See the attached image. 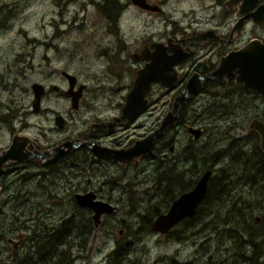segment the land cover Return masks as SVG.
<instances>
[{
    "label": "flooded vegetation",
    "instance_id": "af4514ba",
    "mask_svg": "<svg viewBox=\"0 0 264 264\" xmlns=\"http://www.w3.org/2000/svg\"><path fill=\"white\" fill-rule=\"evenodd\" d=\"M130 1L134 7L139 8L141 12H144L149 16L152 14H164V0L160 2L146 0L148 4L152 5V7L158 8L155 10L140 8L135 5L132 0ZM228 1L229 0H213L215 5L220 7L218 15L220 20L214 25H206L205 22L202 26V22H198V20H192L186 25H180L177 21L169 18L162 30L151 32L144 37H137V44L134 48L127 46L126 42L122 45L123 51L120 56L123 64L122 69L124 73H132L133 79L136 71L145 67L146 64L151 63L149 58L150 56L159 55L167 58L170 57L173 60L178 61L173 66L178 76L174 85L171 88H165L160 83H153L151 91L147 94L149 105L145 110L138 113L137 116H135V118L129 123L122 116L121 108L124 104L125 95L131 87L126 91L124 97L119 99L117 102L112 103V100L109 99L106 104L99 107L96 100L91 97L105 95L106 93L97 92H102V89L91 90L87 84L80 82L77 75L71 73L67 69H56L55 72H57V74L55 75H57V82L49 84L41 81L32 82L29 84V87H23L20 89V96L13 95L6 102H3L0 98V153L7 150L14 143L16 156H22L25 158L23 160H9L3 162L1 165L0 216L4 214L3 208L8 207L9 210L14 208L13 205L15 204L14 202H16L15 197L20 196L22 187L24 189H28L29 195L40 197L42 200L47 199L52 203H59L61 207L65 205L72 206L73 202L76 201L74 198L75 193L93 192L95 195V201L104 202L113 207V211L110 214L102 213L101 217L111 216L116 211L117 207L124 202L125 193L136 186L131 184L129 180L126 181L128 171H135L136 176L139 175V173H142L141 166L143 163H156L157 168H159L156 183L159 185H161V183L166 184V194L163 202H169V204H167L165 212L159 213L158 209H155L154 212H156V215L153 216L154 219L148 218L146 223L143 221L144 217H140L138 227H135L136 231L133 232V234L138 235L146 230L152 231V222L156 219V217L161 213H166L171 204L181 194L190 191L195 186L201 175L207 170L212 171L208 180L209 183L214 176V167L203 170V173L196 180V182L194 184L192 183L193 185L189 186V183H185L184 175L187 172V169H185L184 166H186V162L189 159V149H193L198 154L200 152H197V148H194V144L189 143V145H187L181 143L180 145H177V142H180L177 135L178 133L171 135V132L178 127L183 130L188 139L192 138L195 143L201 142L205 133L209 131V126L214 128L218 122L222 121L218 118L220 115L215 113L209 123L202 124V121L199 120V116L190 118L188 117L187 112H191L192 108L198 105L199 102H201L199 104L205 105V102L202 101V99L207 98L209 95L213 97V101L208 108H213L216 112L220 108L225 109V111H232L231 105H238L235 102L236 100L239 101L241 108L245 103L244 99L246 96L252 97L249 101L250 107H254L253 109L262 110L264 112V104L262 103L261 105H256L253 101V97L257 96L264 102V94L247 90L241 83H237L235 79L229 80L227 76H223L221 78H215V76H213L212 78L200 80L201 89L197 94L185 100L184 107L178 108L179 112L175 124L168 126L163 131L162 136L154 139L152 151L155 153V158L137 155L129 162L101 160L96 156H93L89 145L92 144V146H102L112 150H121L132 146L136 141L141 140L159 127L164 115L173 107L174 98L184 88L188 79L193 77L195 74L202 77L214 72L222 57L232 51L244 47L250 41L257 40L259 43H264V19L260 20L257 15V13L264 8V0H257L252 5L250 4L252 7L250 5L248 6V3L246 2L245 7H247V9L241 13L239 10L240 6L243 5L242 0H239L234 4H228ZM121 4H123L122 0ZM123 5H125L123 9L125 10L128 6H130L129 0L125 1ZM115 14V18L118 17L119 11L115 12ZM232 15L235 17L234 19L230 18ZM245 15H249V18H245ZM215 17V14L211 16V18ZM240 20L242 21V25L239 27L238 25ZM255 20H258L260 23H256ZM220 25H227L226 29H220ZM115 34H119L118 29ZM141 39L143 40L139 43L138 41ZM14 57L16 61H21L20 55L16 54ZM24 69L25 68L20 69L19 73H23L25 76ZM66 74H70L75 77L73 87H70V82ZM3 78L8 83V76L1 77L0 90L2 92H6L7 87L9 89L12 87V84L8 83L7 86V83L3 82ZM60 78L61 81L65 82L64 85L59 84ZM34 83H38L43 86V92L40 97V104L37 112L33 111L32 107V84ZM79 87H81V92L78 91ZM154 90L160 98L162 97V100H165L163 101L164 103L162 106L165 107L166 112L164 111L165 113H163L160 117H157L155 125H153V127L145 134L142 135L139 133L136 135L132 132L128 133L127 130L136 129V126H134L135 123H137L143 113L149 109L151 105L155 104V101L150 103L148 98V95ZM75 94L79 95V97L77 106L74 107L72 103V96ZM51 96H55V99L66 102L65 108L59 110L50 106H45L44 103L46 99ZM218 96H220V102L217 99ZM83 103L88 105V108L85 111H82V109L85 108ZM183 112L186 114L184 118L182 117ZM75 113L78 114L75 115ZM32 114L34 116L42 115L47 117V119H44L43 123L39 121V124H37L36 127L47 128V131L46 129L45 131H40L39 129L37 133H33V127L29 125V118ZM74 118H76V120H73ZM252 119H258L264 122V115L255 114L251 117L250 122ZM191 120L194 122L191 123ZM70 121L76 122L79 128L76 123H72V125L76 127L68 129L67 127L70 125ZM249 124L248 131L255 132L249 128ZM190 128L193 130H199L200 135L196 138L195 135L189 131ZM49 134L51 135V138L49 137ZM58 154L60 155L57 156ZM89 158L91 160V165L93 164V169L81 173L79 177L77 175L74 176V178L72 177V182H70V173L72 172L71 174L73 175V172H76L78 168V171H81V163ZM164 165L165 167H163ZM181 166H183V168H181ZM102 167H104V171L108 167H113L117 170L115 172L118 173H107L106 175L102 170ZM162 169H164V171ZM121 170L122 172H120ZM191 170H194L192 166ZM64 173H67V175ZM85 175L89 184L82 189L78 185V180L83 178ZM170 175H172L171 178L178 181L177 184L172 186L170 183L171 181L167 178V176L169 177ZM62 176H65L67 182L69 181V183L68 186L63 184V189H58L53 185L55 184V181ZM91 178L98 180L97 184L99 187H95V183L91 180ZM181 183L183 184L180 186ZM209 187H212V184L207 186L205 196L196 207L195 214L193 216L180 219L166 233L156 232L163 234V236L168 235L170 237H175V235L182 232L178 233L174 231L175 226L179 223H185L190 237L200 235V237L204 236L205 238L207 233L205 230L206 224L202 223V229L191 231L190 223H192L196 216H198L201 212L202 206L209 201V199H207L209 197ZM226 188L229 189V184L226 185ZM30 189L32 190L30 191ZM176 189L179 191L177 195L174 191ZM103 191H107L108 194L102 195L101 193ZM214 194L217 199H220L216 192ZM239 197L242 196L240 195ZM238 200L240 203L244 202L241 198H238ZM25 201L28 202L27 199ZM75 204L77 207H80L76 202ZM31 207L36 208V205ZM229 207L233 208V204L230 203ZM233 209L236 214L240 213L243 215V219L237 222L238 219L236 218L238 217L235 218L233 216H229L228 213L231 212L226 211V215L223 216L221 224L213 229L215 230L216 236H219L217 250L220 254L224 253L225 255V257H223V255L221 256L218 264H264V215L263 217H254L252 216V212L251 214H245L244 211L246 212V210L242 207H240V209ZM60 211L62 213V210ZM67 211H69V208ZM89 211L90 223L87 228L82 226L81 240L86 239L88 235L91 234L92 226L93 228H98L103 222V219L100 217V221L97 226H94L91 218L94 211L91 209H89ZM29 213V216L26 218H20V221L23 223V228L16 227L14 224L9 225L7 223L10 222L8 219L10 211L7 213L5 218L0 219L1 222L5 223L0 225V231L6 233L4 236L7 237L9 243L13 244V248L16 251L9 252L11 260L10 263L37 264L34 260L37 261L38 259L39 264H47V258L40 257L41 253H47L50 251L53 255L54 252H56L57 256L59 254L63 255L64 253L60 251V246L65 247V250L73 258V256L77 253L78 245L74 244L73 238L68 237L67 235L73 233L71 232L72 226L75 225L78 227V223L76 222L81 219V217L75 213L72 214V211L63 216L61 213L59 216H50L49 213L45 214L48 216L40 214V217H36L33 216V211H29ZM53 214H58V212L54 211ZM42 219V225L37 231V228H34V223L36 221H41ZM49 219H55V223L50 221L48 223L47 220ZM234 220L236 221L233 222ZM236 223L237 225H234ZM224 224H230L232 227L224 226ZM62 230H65V233L64 231L62 232ZM229 230H231L229 232L231 237L227 235V231ZM16 231L22 232V234L19 235V238L11 237ZM122 233L123 229H119V234ZM53 234L56 236L58 234H65L67 240L64 244H58V238L55 236L53 240ZM222 234L223 238H221ZM4 236L2 235V238ZM77 236L78 235L76 234V237ZM176 239H179V236L176 237ZM188 242L189 245L192 246L194 240L191 238ZM206 242L207 241H204L202 244H205ZM228 242L231 243L228 244ZM18 250H20V252ZM127 254L128 250L124 249L123 252L122 247H120V255L122 256L120 257V264H136L135 260L127 262ZM253 254H257L258 256L256 261H253L251 258ZM108 255L106 260L109 258ZM57 256H54V258L55 262L58 263V259L60 258ZM65 258L68 260V255H66ZM72 258L69 260L71 261ZM52 260V258H49V261ZM69 260L68 262H70ZM175 261L176 260L173 259L169 264H180L177 263V261L175 263ZM151 264H153V262ZM154 264L168 263H163L162 259H157ZM183 264L194 263L192 260H188L187 263Z\"/></svg>",
    "mask_w": 264,
    "mask_h": 264
},
{
    "label": "rangeland",
    "instance_id": "374dc122",
    "mask_svg": "<svg viewBox=\"0 0 264 264\" xmlns=\"http://www.w3.org/2000/svg\"><path fill=\"white\" fill-rule=\"evenodd\" d=\"M98 1L100 0H0V21L3 19V22H7L2 24L6 27L0 29V78L8 76L7 81L12 84L9 89L7 87L6 92L0 90V98L3 102H6L13 95L20 96V89L29 87L32 82L41 81L46 84L57 82L56 69L69 70L79 77L80 82L87 84L91 90L102 89V92H97L106 93L105 95L91 97L96 100L99 107L106 104L109 99L112 100V103L117 102L124 97L133 80L132 73H124L122 69L123 64L120 56L123 51L122 45L125 42L127 46L134 48L137 44V37H144L151 32L162 30L169 18L177 21L180 25L198 20V22H202V26L205 22L206 25H214L220 20L218 16L220 7L216 6L213 0H164V14H152L150 16L134 7L129 0L130 6L119 15V34L117 35L111 32L107 23L99 17L96 9V2ZM153 1L160 2L163 0ZM213 14L216 15L215 18H211ZM230 18L234 19L235 17L232 15ZM226 26L220 25L219 28L225 30ZM142 40L138 42L140 43ZM16 54L21 56L20 62L16 61L14 57ZM22 68H25V76L23 73H19ZM3 82H6L4 78ZM59 84L64 85L65 82L61 81L60 78ZM55 98V96L47 98L44 105L59 110L65 108L66 102ZM148 98L150 103L155 101V104L151 105L135 123L136 129H129L127 130L128 133L145 134L155 125L157 117L166 112L165 107L162 106L165 100H162V97L160 98L155 90L148 95ZM251 98V96H246L245 103L241 108L239 101L236 100V104L239 105H231L232 111H225V109L220 108L216 112L215 109L207 107L213 101V97L209 95L207 98L202 99L205 105H201L199 104L201 102H199L198 105L192 108L191 112H187L190 118H194L195 115L199 116L202 124L209 123L215 113L220 115L218 118L222 121L218 122L214 128L209 126L210 129L205 133L201 142L195 143L192 138L188 139L183 130L178 127L175 128L176 131L174 129L171 132V135L178 133L180 142H177V145L181 143L194 144L197 152H204L203 156H199L193 149H189V159L186 166H184L187 169L184 181L189 183V186L193 185L203 173L201 168L207 169L210 166L209 163L205 161L201 163L200 161L201 157L205 159L208 156V152L226 147L232 139L241 140L247 148H250L251 141L255 138L248 131L250 119L255 114L264 115L262 110H256L253 109L254 107L249 106ZM253 98L256 105L264 104L261 98L257 96ZM217 99L219 102L221 101L219 100L220 96ZM83 104L85 108L82 111H85L88 105ZM236 106L237 108H235ZM193 112L197 114L193 115ZM77 114L75 113V115ZM44 119H47V117L34 116L33 114L30 116L29 125L33 127V133H37L39 129L40 131H45V129L47 131V128H36L39 121L43 123ZM73 120H76V118ZM193 122L191 120V123ZM72 123L75 124L76 122L70 121L68 129L76 127ZM76 125L78 126L77 123ZM49 137L51 138L50 134ZM207 142H209L208 147L205 146ZM229 163L231 161L226 159L221 160L215 166H210L211 168L214 167L213 175L217 177L218 169L224 168L223 166H227ZM81 165V171H78V168L77 171L75 170L76 172H73V175L72 172L70 173V182H72V177L74 178L76 175L79 177L81 173L93 169L90 158L84 160ZM192 165H195L199 170L196 172L191 170ZM141 167L142 173L136 176L135 171H128L126 181L129 180L131 184L136 186L125 193L124 202L117 207L111 216L101 217L103 222L100 227L93 228L92 226L91 234L89 233L90 235L82 240L76 237V234L78 235L76 226L70 228L73 233H69L70 235L67 236L73 238V243L78 245V250L73 258L68 257V260L72 258L68 264H106L109 260H106L108 253V257H116L114 253L118 245L119 254L120 247H122L123 252L124 249L128 250L127 262L135 260L136 264H151L152 262L154 264L157 259H162L163 263L168 264L173 259L180 264L187 263L188 260H192L194 264H218L221 256L225 257V255L224 253L220 254L217 250L219 236H216L213 229L221 224L226 211L231 212L230 216L238 217L236 218L238 219L237 222L241 221L244 216L240 213L236 214L233 208L240 209L242 207L246 210V212L244 211L245 214H251L252 212L254 217H263L264 215V183L251 186L250 184L238 182L235 180L234 171L231 172L229 167H225L224 170L227 169L228 175H233L229 178L235 182L233 187L229 184V192L222 195L219 200L215 197V194H212L209 201L202 206L198 216L190 223L191 231L202 229V223H205L207 232L205 238L204 236L200 237V235L190 237L185 223H179L175 226L174 231L178 233L182 231V234L175 235V237L163 236V234L153 230H146L135 235L133 232L136 231L135 227H138L140 217H144L143 221L146 223L148 218L154 219L155 209H158L159 213L165 212L167 204H169V202H163L165 200L166 184L161 183L159 185L156 183L159 173L156 163L146 162ZM231 167H234V165H231ZM164 169L162 170L164 171ZM102 170L104 171V167H102ZM115 171H117L115 168L108 167L104 173L106 175L107 173H118ZM64 174L67 175V173ZM171 176H167V178L173 186L178 181L171 178ZM91 180L94 181L95 187H99L98 180L94 178H91ZM69 181L67 182L65 176H62L55 181L53 186L63 189V184L68 186ZM78 182L79 187L82 189L89 184L86 175L80 178ZM209 182L212 184L211 180ZM22 190L25 194L15 197L14 208L10 210L8 207L3 208L4 214L0 216V219L5 218L10 211L8 218L10 222H7L9 225L14 224L16 227L23 228L20 218L29 216V211H33V216H40V214L48 216L45 214L49 213L50 216H59L60 210H62L61 214L63 216L70 213L73 208L74 212L72 211V214L79 215L80 213L75 202H73L72 207L66 205L61 207L59 203H52L47 199L42 200L40 197L29 195L28 189L22 187ZM174 191L176 195L179 192L177 189ZM101 194L107 195L108 192L103 191ZM240 195L242 197H239ZM238 198L243 199L244 202L240 203ZM26 199L28 202L25 201ZM230 203L233 204V208L229 207ZM34 205H36V208L31 207ZM68 208L69 211H67ZM51 210L58 212V214H53ZM84 213L82 212V214ZM55 219H49L47 222L55 223ZM79 221L80 219L76 223H79ZM1 224L5 223L0 221ZM234 225H237V223ZM224 226L232 227L230 224H224ZM119 229H123L122 234H119ZM230 231H227L229 237H231ZM4 234L6 233L0 231V264H11L9 252L16 251ZM20 234L22 232L16 231L11 237L19 238ZM178 236L179 239H176ZM191 238L196 242H193L192 246L188 242ZM221 238H223V234ZM204 241L207 242L202 244ZM230 243L228 242V244ZM62 248L65 249V247L60 246L61 250ZM18 251L20 252V250ZM118 257L120 259L122 256L118 255ZM257 257V254H253L251 258L256 261ZM49 258L47 257V264L61 263L60 261L55 262L54 256L52 261H49ZM65 261L67 262V260Z\"/></svg>",
    "mask_w": 264,
    "mask_h": 264
},
{
    "label": "water",
    "instance_id": "95a60500",
    "mask_svg": "<svg viewBox=\"0 0 264 264\" xmlns=\"http://www.w3.org/2000/svg\"><path fill=\"white\" fill-rule=\"evenodd\" d=\"M238 1L239 0H229L228 4H234ZM242 1L243 5L240 6V13L246 11V2L249 6L257 0ZM132 2L143 9H158L157 7H152V5L148 4L146 0H132ZM257 15L260 20H263L264 8L257 13ZM248 16L249 15H245L244 17L249 18ZM255 22L260 23L258 20H255ZM241 25L242 21L240 20L238 26L240 27ZM149 58L151 63L146 64L145 67L136 71L131 88L125 95L121 113L128 123L149 105L147 94L151 91L153 83H160L165 88H171L178 78L177 72L173 68L174 64L178 62L177 60L159 55L150 56ZM212 75H214L215 78L227 76L229 80L235 79L237 83H241L247 90L264 94V43H259L257 40L250 41L244 47L228 53L221 58ZM66 76L69 79L70 87H73L75 77L70 74H66ZM200 89V77L194 75L186 81L184 88L174 98L173 107L164 115L159 127L155 131L141 140L136 141L132 146L126 149L112 150L102 146L93 145L91 147L93 156H96L101 160H113L115 162H129L137 155L155 158V153L152 151L154 139L162 136L163 131L169 125H172L173 121L177 119L179 112L178 108L179 106L184 107L185 99L197 94ZM32 91V107L33 111L37 112L39 109L40 97L43 92V86L34 83L32 84ZM78 91L81 92V87H79ZM72 97V103L75 107L77 106L79 95L75 94ZM249 128L258 133L260 139L259 147L264 155V122L258 119H252ZM189 131L193 133L196 138L200 135L199 130H193L190 128ZM59 155L60 154L57 156ZM23 159L25 158L22 156H16L15 144L13 143L7 150L0 153V173L3 162ZM211 174V170L205 171L190 191L181 194L171 204L166 213L159 214L152 222L153 230L166 233L180 219L193 216L196 207L205 196L208 186L207 180L210 178ZM74 198L76 200L75 202L80 207H86L94 211V214H92L91 217L94 226H97L102 213L110 214L113 211V207L107 203L95 201V195L93 192L75 193Z\"/></svg>",
    "mask_w": 264,
    "mask_h": 264
},
{
    "label": "trees",
    "instance_id": "16d2710c",
    "mask_svg": "<svg viewBox=\"0 0 264 264\" xmlns=\"http://www.w3.org/2000/svg\"><path fill=\"white\" fill-rule=\"evenodd\" d=\"M125 1H127V0H125ZM125 1H122V3L124 4ZM123 4H121V0H100V1L96 2L97 13H98L99 17L107 23L111 32H114V33L117 32L119 16L115 18V16H116L115 12L119 11L118 15H120V13L122 12V10L124 9V6H125ZM6 23L7 22H3V19H2V21H0V29H3L4 27H6V25L2 26V24H6ZM232 105H234V104H232ZM208 106H210V104ZM235 108H237V106ZM192 114L195 115L197 113L193 112ZM184 116H185V114L183 112L182 117L184 118ZM251 133H252V136H254L255 138H253V140L251 141L250 148H247L246 144L243 143L241 140L232 139L229 141V143L227 144L226 147L221 148V149L216 150V151H213V152H208V156L205 157V159H202V157H201L200 158L201 163H203V161H205V162L209 163L210 166H212V165H216L221 160L229 159L231 161V163H229V165L223 166V167L224 168L229 167L231 169L230 170L231 172L234 171L233 174L236 177L235 180H237L238 182H243L245 184H250V185H257L259 183L260 184L264 183V155L259 148V138H258L257 133H255V132H251ZM208 145H209V142H207L205 144L206 147H208ZM203 153H199L200 156H203L204 155ZM231 165H234V167H231ZM210 166H208L207 168H211ZM192 168H194L195 172L197 170H199L197 167H195V165H192ZM224 168L218 169V176L217 177L216 176L212 177V179H211L212 187H209V191H208L209 197H210V195H212L216 192V194L221 198V194L225 195L229 192V190L226 188V185L227 184L234 185L235 182L229 179L233 175H228L227 169H225L226 170L225 171ZM201 170H206V169L201 168ZM209 184H210V182L208 183V185ZM212 189H213V191H212ZM23 194H25V193L23 191H21L20 196ZM209 197L207 199H209ZM248 207H250V206H248ZM77 209L80 211L78 216L81 217V219L78 223V227H76V229L78 230V236L77 237L81 240L82 226L87 228V226H89V223H90V220H89L90 219L89 218L90 211H89V209L80 208V207H78ZM72 211L74 212V208ZM82 212H85V213L82 214ZM228 215L230 216L231 213H228ZM35 216L40 217L41 215L40 216L35 215ZM34 224H35V227L39 230V227L42 225V220L36 221ZM63 231L65 233V230H62V232ZM52 236H53L52 238L54 240L56 235L53 234ZM56 238H58V240H57L58 244H60V243L64 244L65 241L67 240V237L65 236V234H62V235L58 234L56 236ZM80 242H79V244H80ZM80 248H82V247H80ZM118 248H119V245L117 247V250L114 253V256L116 255V257H114V258H113V256L109 257L110 259L108 258L109 260H108V262H106V264H120V259L118 257V255H120V254H119ZM61 252L64 254L63 255L59 254L58 256H57L56 252H54V255L52 253H50V251H48L47 253L43 252V253H41L40 257L52 258L53 256H57L60 258V259H58L61 262L60 264H68L67 263L68 260L66 262L65 257H66V255H68V257H69L70 254H68L65 249L61 250ZM35 263L39 264L38 259H37V262H35Z\"/></svg>",
    "mask_w": 264,
    "mask_h": 264
},
{
    "label": "bare ground",
    "instance_id": "6f19581e",
    "mask_svg": "<svg viewBox=\"0 0 264 264\" xmlns=\"http://www.w3.org/2000/svg\"><path fill=\"white\" fill-rule=\"evenodd\" d=\"M213 74V72L212 73H210V74H208V75H205V76H199L200 77V80H203V79H206V78H212L214 75H212ZM196 75V74H195ZM196 76H198V75H196ZM193 96V95H192ZM191 96V97H192ZM190 97V98H191ZM187 99H189V98H186L185 100H187ZM180 107V106H179ZM186 115V114H185ZM186 118V117H185ZM177 121V119H175L174 121H173V124L172 125H174L175 124V122ZM172 125H169V126H172ZM253 130V129H252ZM255 131V130H254ZM256 132V131H255ZM257 133V132H256ZM259 142H260V140H259ZM97 146V145H96ZM91 147H92V144L91 145H89V148H90V150L92 151V149H91ZM260 148V147H259ZM93 153V152H92ZM33 157V156H32ZM52 162V161H51ZM209 180V179H208ZM208 180H207V184H208ZM23 191V190H22ZM83 208H86V207H83ZM27 222V221H26ZM39 227V226H38ZM34 228H35V226H34ZM38 230V229H37ZM3 261V260H2ZM11 262V261H10Z\"/></svg>",
    "mask_w": 264,
    "mask_h": 264
}]
</instances>
